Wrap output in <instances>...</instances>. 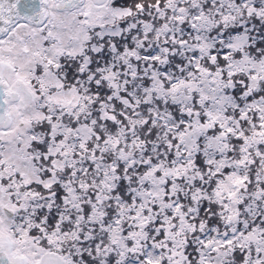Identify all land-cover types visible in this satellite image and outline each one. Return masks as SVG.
<instances>
[{"label":"snow or ice","instance_id":"6c2138e0","mask_svg":"<svg viewBox=\"0 0 264 264\" xmlns=\"http://www.w3.org/2000/svg\"><path fill=\"white\" fill-rule=\"evenodd\" d=\"M0 264H264V0H0Z\"/></svg>","mask_w":264,"mask_h":264}]
</instances>
